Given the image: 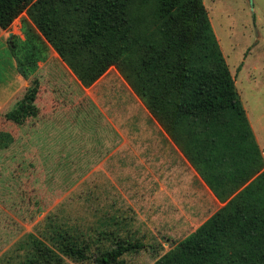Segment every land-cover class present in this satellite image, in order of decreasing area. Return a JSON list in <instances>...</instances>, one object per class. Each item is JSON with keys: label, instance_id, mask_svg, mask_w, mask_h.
Wrapping results in <instances>:
<instances>
[{"label": "trees", "instance_id": "obj_1", "mask_svg": "<svg viewBox=\"0 0 264 264\" xmlns=\"http://www.w3.org/2000/svg\"><path fill=\"white\" fill-rule=\"evenodd\" d=\"M23 11L39 33L28 28L16 60L29 85L3 117L22 125L39 111L38 42L84 87L114 66L222 204L151 264H264V158L203 0H0V27ZM0 150L2 167L20 159L10 133ZM102 226L49 220L31 264H118L142 246Z\"/></svg>", "mask_w": 264, "mask_h": 264}, {"label": "rangeland", "instance_id": "obj_2", "mask_svg": "<svg viewBox=\"0 0 264 264\" xmlns=\"http://www.w3.org/2000/svg\"><path fill=\"white\" fill-rule=\"evenodd\" d=\"M203 2L235 78L236 89L264 148V0H253L252 8L248 0ZM25 30L27 33L28 27ZM56 65L57 77H64L76 86V77L61 63L59 56ZM105 73L92 89L93 93L98 89V98L103 100L96 104L86 95L80 112L77 110L75 114L74 108L73 116L70 112L67 114L68 118L76 119V124L84 122L83 128L88 126L87 118L91 122L105 121L109 112L121 121L144 114L141 105H132L133 97L118 70L111 66ZM57 111V125L52 129L59 134L66 110L57 108ZM4 113L0 115V132L28 141L25 154L17 158L19 163L15 160L8 167L0 166V264H31L32 240L42 239L41 231L49 220L76 224L86 234H95L94 228H103L102 224L108 222L124 239L142 244L124 253L118 264H151L221 206L214 198L206 197L205 189H197L199 186L194 181L180 183L174 198L166 192L167 198H159L161 189L156 179L148 182L145 177H133L132 184L113 187L108 186L110 172L83 170L81 163L69 165L74 170L65 169L68 164H59L63 154L45 156L37 164L35 160L40 155H35L33 117L21 125L6 120ZM78 159L82 161L80 156ZM188 169L187 166L186 177H190ZM103 241L106 245L111 243ZM63 260L64 264H95L92 259Z\"/></svg>", "mask_w": 264, "mask_h": 264}, {"label": "crops", "instance_id": "obj_3", "mask_svg": "<svg viewBox=\"0 0 264 264\" xmlns=\"http://www.w3.org/2000/svg\"><path fill=\"white\" fill-rule=\"evenodd\" d=\"M26 27L29 29L32 27L35 33H39L25 11L15 18L7 29L0 27V115L11 109L29 85V79L23 77L18 71L16 60V56L22 54L26 46ZM12 39L16 42V46L13 48L16 55L11 51L10 42ZM34 46H36L35 43ZM37 46L38 54L41 52L44 56L36 61V68L30 75L37 77L40 82L35 100L39 111L33 117L32 122L35 155H40L35 160L37 164H40L41 158L45 159V156L63 154L64 158L62 161L60 160L59 164H68L65 169L74 170L75 168L69 165L81 163L83 170L98 169L107 172V174L110 172L108 176L111 178V182L108 183V186L113 187L130 185L133 177L134 179L145 177L148 182L156 179L161 189L159 198H167L165 192L174 198L175 188L180 183L191 181L190 184H192L194 181L199 186L197 189H205L207 198H214L222 205L128 84H126L129 89L127 91L133 97L132 105H141L144 114L132 115L121 121L109 112L105 121L94 119L91 122L90 118H87L88 126L84 128V122L76 124V119L68 118L69 112L72 116L74 115L72 112L74 108H76L75 114L77 110L80 112L79 108L86 95L96 104L99 100H103L98 98L97 93L100 91L96 89L93 93L92 89L106 73L89 87H84L75 78L76 86L73 87L69 84L70 82L66 81V78L57 77L58 54L55 50L47 42L44 46L38 42ZM61 63L66 66L62 60ZM66 68L74 76L67 66ZM99 96L102 94L99 93ZM243 107L264 158V148L260 143L255 125L244 104ZM57 108L66 110L65 117L60 121L62 130L59 134L52 129L57 125V115L59 114ZM85 109L88 110L87 106ZM44 115L47 116V120L43 118ZM14 139L18 141L20 157L26 152L25 146L28 140L21 141L19 136ZM54 148H58V150L54 151ZM60 148H67V150L64 151ZM79 156L82 161L78 159ZM74 157H76L75 160ZM187 166L190 177H186ZM199 195H201L200 198H203L202 194Z\"/></svg>", "mask_w": 264, "mask_h": 264}, {"label": "water", "instance_id": "obj_4", "mask_svg": "<svg viewBox=\"0 0 264 264\" xmlns=\"http://www.w3.org/2000/svg\"><path fill=\"white\" fill-rule=\"evenodd\" d=\"M249 4H250V7L252 8V3H253V0H248Z\"/></svg>", "mask_w": 264, "mask_h": 264}]
</instances>
